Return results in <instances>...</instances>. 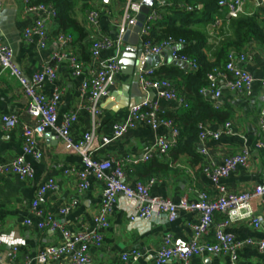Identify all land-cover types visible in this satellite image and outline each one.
<instances>
[{
	"label": "built area",
	"instance_id": "built-area-1",
	"mask_svg": "<svg viewBox=\"0 0 264 264\" xmlns=\"http://www.w3.org/2000/svg\"><path fill=\"white\" fill-rule=\"evenodd\" d=\"M25 12H38L43 14L37 17L33 23L23 30V39L32 41L37 39L40 48H44L48 42L47 21L56 16V10L51 4H33V0H21ZM144 0H125L118 22L117 36L114 39L105 36L100 31L99 0H90V6L85 11V29L87 37L85 42L90 43V60L85 62L81 56L71 49L73 38L64 33L56 34V42L59 50L55 51L49 62L43 63L41 68L31 77H27L22 69L13 59L12 49L0 38V72H5L9 77L16 80L20 91L26 98L24 113L29 117L28 121L19 120L16 114H5L0 116L1 127L4 130H12L19 127L22 136V151L36 159L41 158L42 152L39 147L40 140L45 132L50 129L54 131L56 139L62 146L64 152L75 153L81 159V167L77 170H64V174H73L75 177V197L64 206L59 208V214L68 213L77 204L78 196L88 188V178L93 177L104 183L101 191V201L97 213L92 221L94 228L88 230L82 228L76 231L65 227L59 219L50 213H44L39 206V200L49 192L57 188L55 181L48 178L35 191L30 209L32 214L40 217L37 227L49 228L60 234L61 241L57 245L46 246L37 254L34 260L37 263H46L64 258L66 264H89V247H99L103 241V231L109 226V216L121 196L130 206L126 207L130 224L136 220L172 222L179 210L196 212L197 218L190 224L191 236L187 240L173 238L165 235L155 253V262L164 264L167 260L174 258L179 264H190L193 256L203 254H228L231 264L238 262V251L244 246H253L258 251L264 252V241L255 239L236 240L226 228L234 222L250 219L258 226L256 218L253 217L251 200L264 197V183L254 185L250 190L231 192L222 186L221 180L234 172L238 167H248L250 149L229 153L223 156L219 165L213 162L210 151L204 146L207 140H217L221 134H234L231 122L227 121L221 125L218 131L212 130L207 124L200 125L197 136L198 149L201 155V172L209 179L212 192L201 191L194 202H189L182 197L178 203H173L167 198H161L150 194V187L155 182L150 177L146 182L135 181L129 183L126 180V165H137L151 158L153 154L166 155L170 146L175 143L179 136V127L172 119L162 118V112L158 101L145 99L140 104L129 108L125 119L113 125L112 136L99 137V116L102 112V102L111 98V88L116 83L120 72L119 57L125 46L123 36L128 25L137 22ZM3 0H0V10ZM164 0H152L148 12L145 15L138 34V45L141 49L143 60L138 70V85L143 94L154 91L157 99L175 100L182 102L177 94L173 82L168 78L157 77L154 68L142 66L148 58L155 55L166 54L169 62L180 63L189 70L197 68L196 62L178 50L185 45L181 39L167 37L159 42L150 38V32L155 21L164 16ZM220 10H224L229 19H235L244 13H253L264 8V0H217ZM221 19L215 17L213 23L208 25L209 35H212L215 26L220 25ZM113 48L114 55L101 58V52ZM252 58L249 48L239 52L230 51L227 61L222 70L213 69L208 76V85L201 91L215 100L219 105L222 89L231 92L244 93L250 90L254 79L249 71L241 67L242 63ZM65 63L70 71L81 77L79 84V101L76 110L65 114L57 124V107L64 92L59 86L50 96L36 89V86L44 81L56 79L58 66ZM264 90V79L260 82ZM1 87V82H0ZM84 109L91 116L90 127L81 138L73 142L70 137L71 126L77 120V112ZM259 128L264 131V107L259 112ZM139 125H146L152 130L163 127L167 136H159L148 150L139 157L125 156L119 159H95L93 154L113 139L120 138L128 130ZM255 147L264 153V138L255 144ZM12 174L19 180L25 181L32 177L31 169L24 163L22 157H15L8 161L0 162V176ZM222 214L223 218L216 223L213 229L212 241L205 240L209 234L215 214ZM30 224V220H26ZM2 239L0 237V246ZM17 247L9 248L7 258H3L0 250V264H19L16 261ZM138 257L137 252H131L128 256L123 255L125 263L133 262Z\"/></svg>",
	"mask_w": 264,
	"mask_h": 264
},
{
	"label": "crops",
	"instance_id": "crops-1",
	"mask_svg": "<svg viewBox=\"0 0 264 264\" xmlns=\"http://www.w3.org/2000/svg\"><path fill=\"white\" fill-rule=\"evenodd\" d=\"M123 3L119 0H99L100 31L111 39L117 36L118 17H120ZM85 11L76 8L74 12L75 19L84 28ZM42 16L43 14L38 12L26 13L21 0H3L0 10V38L12 49L14 61L27 77H31L37 72L43 63L49 62L53 53L59 50L56 34H53L57 24L52 18L47 21L49 39L44 48L38 46L36 38H33L32 41L23 39L24 28L31 25L37 17ZM209 36L213 37V35ZM208 45L203 50L208 57H211ZM248 48L252 52V58L242 63L241 67L253 76L252 87L244 93L222 89L218 101L221 107L232 112L229 122H231L234 134H221L217 140H207L204 143V146L209 149L215 165H219L226 154L237 152L242 148L250 149L248 167L240 166L221 180L222 186L231 192L250 190L254 185L264 183V153L255 147V144L264 138V131L259 128L258 124L259 112L264 107V90L260 85L264 79V48L255 42H251ZM71 49L80 55L77 46H71ZM112 55H114V49L110 48L102 51L100 57L106 58ZM174 64L176 63L169 62L167 55L164 54L148 58L146 66L159 72L162 67H171ZM177 65L180 66L178 63ZM161 77L168 78L164 75ZM175 79L179 93L181 88L178 83L184 81L177 76ZM80 81L81 77L74 75L63 62L58 66L55 80L44 81L36 86L38 91L47 96H50L59 86L64 88L57 107V124L61 122L65 114L76 110L79 101ZM0 82V116L16 114L19 120L28 121L29 117L24 113L26 98L20 91L16 80L5 72H0ZM129 83L130 78L119 72L116 83L111 88V98H107L101 104L102 112L98 118L100 124L97 129L99 137H111L113 125L127 117L129 108L115 111L106 108L105 102L113 100L112 92H116L124 84ZM149 93H153L149 100L158 101L164 115L170 116L179 113L182 103L175 100L157 99L155 92L151 90ZM180 94L182 95L181 92ZM207 98L215 104V100H212L209 95ZM90 122L91 116L88 111L81 109L77 112V120L70 130L73 142L78 141L82 134L89 129ZM176 124L178 125V123ZM206 124L214 131H218L222 125L217 122H206ZM165 135L167 136V132L163 127L152 130L146 125H139L101 147L93 154V157L98 160L119 159L125 156L139 157L159 136ZM195 142L191 150L201 156L198 152L200 145L197 141ZM39 147L42 152L39 159L24 154L19 127L7 131L1 127L0 123V162L22 157L32 172V177L25 181L19 180L12 174L0 176V237L2 239L0 250L2 257L6 259L9 248L16 246V261L19 264H66L64 258L46 263H37L34 260L43 248L57 245L61 241L57 231L37 227L40 217L32 214L30 209L35 191L45 180L52 178L57 188L47 192L39 200L40 208L44 213L55 216L72 231L82 228L91 230L94 228L92 218L99 209L104 183L89 177L88 188L77 197V204L68 213L59 214V208L75 197V177L72 173L64 174V170L79 169L81 159L75 153L64 152L54 131L50 129L40 140ZM154 160L163 162L165 166L161 171L146 176L140 167L155 162ZM124 170L126 180L131 184L135 181L146 182L149 177H154L156 180L150 187V194L167 198L173 203H178L182 197H186L189 202H194L197 200L199 192H212L211 182L201 172V161L194 162V157L186 151H178L176 154L169 152L163 156L153 154L149 160L143 163L134 166L126 165ZM250 203L253 217L256 218L258 226H255L252 220L245 219L231 223L225 231L239 241L246 239L264 241V197L253 198ZM127 206V202L119 196L109 216V226L103 231L101 246L89 247V264H157L155 253L163 237L170 235L173 238L187 240L191 236L190 224L197 218L196 212L179 210L172 222L136 220L130 224L126 211ZM222 218V214L214 215L213 224L209 234L205 236V240L212 241L213 229ZM26 220H30L31 223H25ZM131 252L138 253L137 259L125 263L122 256H128ZM237 258L240 264H264V252L258 251L253 246L242 247L238 251ZM164 264H179V262L171 258ZM190 264H231V260L228 254H203L193 256Z\"/></svg>",
	"mask_w": 264,
	"mask_h": 264
},
{
	"label": "trees",
	"instance_id": "trees-1",
	"mask_svg": "<svg viewBox=\"0 0 264 264\" xmlns=\"http://www.w3.org/2000/svg\"><path fill=\"white\" fill-rule=\"evenodd\" d=\"M89 1L33 0V4H51L55 8L54 21L57 26L53 34L70 35L73 38L71 45L77 46L85 62L90 60L91 45L83 41L87 37V30L75 19L74 12L76 8L82 11L88 9ZM164 1V16L155 21L150 38L154 42L167 37L183 40L185 45L178 50V53L193 59L197 64L195 70H189L178 63L180 68L176 63L171 67H162L159 72L155 71V75L159 78L163 75L168 77L173 82L177 94L182 98V107L177 115L167 116L160 113L162 118L172 119L179 125V136L170 146L168 153L186 151L194 157V162H199L201 156L191 150L197 141L199 126L206 122L224 124L232 116L229 109L213 104L208 100V95L201 91L208 85L207 75L213 69L224 68L230 51L239 52L247 48L251 42L264 48V8L250 14L244 13L235 19H227L225 11L219 9L217 0ZM215 17H219L221 23L215 26L211 38L207 27L214 22ZM207 45L210 47L211 57H208L203 50ZM176 76L184 81L178 83L182 95L176 88ZM154 161L140 167L146 176L161 171L165 166L163 162Z\"/></svg>",
	"mask_w": 264,
	"mask_h": 264
},
{
	"label": "water",
	"instance_id": "water-1",
	"mask_svg": "<svg viewBox=\"0 0 264 264\" xmlns=\"http://www.w3.org/2000/svg\"><path fill=\"white\" fill-rule=\"evenodd\" d=\"M151 2L152 0L143 1L140 13L137 15V22L134 25H128L123 36L126 44L120 53L118 62L121 74L130 78V83L124 84L121 89L112 92L113 100H107L105 102L106 108L115 111L123 108H131L132 106L140 104L146 98L151 99L153 96V93H149L148 95L141 93L138 85V70L143 60L142 52L138 45V34ZM226 17L229 19L228 16ZM146 64L147 62L142 66L146 67Z\"/></svg>",
	"mask_w": 264,
	"mask_h": 264
},
{
	"label": "rangeland",
	"instance_id": "rangeland-1",
	"mask_svg": "<svg viewBox=\"0 0 264 264\" xmlns=\"http://www.w3.org/2000/svg\"><path fill=\"white\" fill-rule=\"evenodd\" d=\"M121 3H123L125 0H119Z\"/></svg>",
	"mask_w": 264,
	"mask_h": 264
}]
</instances>
